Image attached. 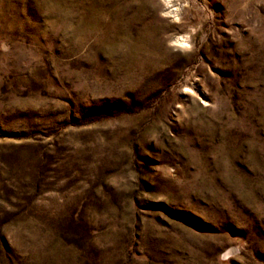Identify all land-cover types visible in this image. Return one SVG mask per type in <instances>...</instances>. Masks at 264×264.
Masks as SVG:
<instances>
[{
    "label": "rangeland",
    "instance_id": "rangeland-1",
    "mask_svg": "<svg viewBox=\"0 0 264 264\" xmlns=\"http://www.w3.org/2000/svg\"><path fill=\"white\" fill-rule=\"evenodd\" d=\"M0 264H264V0H0Z\"/></svg>",
    "mask_w": 264,
    "mask_h": 264
},
{
    "label": "bare ground",
    "instance_id": "bare-ground-1",
    "mask_svg": "<svg viewBox=\"0 0 264 264\" xmlns=\"http://www.w3.org/2000/svg\"><path fill=\"white\" fill-rule=\"evenodd\" d=\"M188 41V37H183V42H187Z\"/></svg>",
    "mask_w": 264,
    "mask_h": 264
},
{
    "label": "clouds",
    "instance_id": "clouds-1",
    "mask_svg": "<svg viewBox=\"0 0 264 264\" xmlns=\"http://www.w3.org/2000/svg\"><path fill=\"white\" fill-rule=\"evenodd\" d=\"M223 258V257H222Z\"/></svg>",
    "mask_w": 264,
    "mask_h": 264
}]
</instances>
